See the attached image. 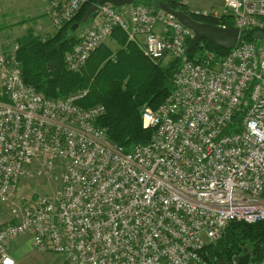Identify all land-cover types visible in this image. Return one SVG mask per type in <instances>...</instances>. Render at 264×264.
Instances as JSON below:
<instances>
[{
  "label": "built area",
  "instance_id": "obj_1",
  "mask_svg": "<svg viewBox=\"0 0 264 264\" xmlns=\"http://www.w3.org/2000/svg\"><path fill=\"white\" fill-rule=\"evenodd\" d=\"M46 1L58 28L87 0ZM196 14L264 31V0H223L221 10ZM115 29L154 63L180 59L171 92L141 112L149 141L127 152L97 122L103 104L77 103L87 89L46 97L24 82L17 46L0 50V202L11 212L0 264H17L9 242L25 232L61 264H207L206 245L230 221H264V38L238 40L219 58L206 49L195 62L186 56L193 31L161 7L103 3L65 67L81 70ZM56 168L51 196L18 193L26 177Z\"/></svg>",
  "mask_w": 264,
  "mask_h": 264
},
{
  "label": "trees",
  "instance_id": "obj_2",
  "mask_svg": "<svg viewBox=\"0 0 264 264\" xmlns=\"http://www.w3.org/2000/svg\"><path fill=\"white\" fill-rule=\"evenodd\" d=\"M97 1L87 0L75 17L45 38H22L17 58L24 82L46 97L64 98L77 90L87 89V94L77 103L82 107L103 104L105 113L97 122L106 128L109 141L127 152L133 145L149 141L153 130L143 127L141 112L146 106L156 109L171 92L173 74L180 59L169 58L165 65L154 63L142 54L135 42L127 41L124 32L115 29L112 35L119 44L116 50L103 43L90 55L85 68L68 70L64 65V54L79 40L77 29L73 31L71 26L79 23V27H82L88 23L89 20L81 23V18L87 7ZM134 2L155 8L161 2H166L171 8L182 10L197 21L233 24L230 15L217 18L203 16L172 0ZM239 38V42L258 41L264 38V31L244 29ZM206 49L213 52L216 58L228 52L202 39L194 48L186 51V56L192 61H200ZM206 249L209 257L205 255ZM247 250L251 263L264 259V221H230L220 238L206 245L203 255L208 260L207 264H234L235 258Z\"/></svg>",
  "mask_w": 264,
  "mask_h": 264
},
{
  "label": "rangeland",
  "instance_id": "obj_3",
  "mask_svg": "<svg viewBox=\"0 0 264 264\" xmlns=\"http://www.w3.org/2000/svg\"><path fill=\"white\" fill-rule=\"evenodd\" d=\"M222 6L223 4L217 8H209L205 10L207 11H212L214 9L221 10ZM120 8L121 10L127 9V5L121 6L119 7V9ZM201 10L203 9H198V11ZM10 20H11L10 18H7L1 15L0 13V50L3 51H8L10 49L15 48L16 46L18 51L20 43L23 40L22 38L24 39H28L32 37L45 38L53 34L57 30V28L51 24L50 18H48L47 20L49 21V24L53 28L52 30L47 28L48 25L45 26L41 25L38 28V24L36 23L31 24V22L33 21L31 19L28 21V23L25 24L23 23L10 24L8 23ZM5 23L8 25H6ZM87 26L88 23H85L82 27H79V29L76 30L77 31L76 33L80 35L79 34L80 31H82ZM116 49L117 48H114L112 50H116ZM168 59L169 58H166L160 63L162 65H165L167 64ZM60 173L61 170H58V168H56L53 175L49 178L26 177L25 179L20 181L17 191L19 194H25L27 198H34L43 193L49 194L51 196L55 191V189L59 187ZM10 218H11L10 207L7 204L0 202V227L5 225L10 220ZM9 252L10 255L17 261V264H61L62 261V256L59 253L48 250L46 251L39 250L32 242L31 236L28 232L22 233L10 240ZM205 255L206 257H209L208 256L209 252L207 249L205 250ZM249 264H264V259H261L258 262H252V263L250 262Z\"/></svg>",
  "mask_w": 264,
  "mask_h": 264
},
{
  "label": "water",
  "instance_id": "obj_4",
  "mask_svg": "<svg viewBox=\"0 0 264 264\" xmlns=\"http://www.w3.org/2000/svg\"><path fill=\"white\" fill-rule=\"evenodd\" d=\"M133 2L134 0H98L96 3L87 7L80 22L85 23L89 17L97 11L98 6L103 3H111L119 7L126 4L129 5ZM159 7L177 18L182 24L193 31V36L187 44V51L194 48L202 39H206L216 47L227 50L233 48L239 40L240 31L234 25L222 27L210 22L197 21L184 11L171 8L166 2H161ZM78 27L79 23H74L71 26V30L74 31L78 29ZM234 261L235 264H249L250 254L246 252L243 255L237 256Z\"/></svg>",
  "mask_w": 264,
  "mask_h": 264
},
{
  "label": "crops",
  "instance_id": "obj_5",
  "mask_svg": "<svg viewBox=\"0 0 264 264\" xmlns=\"http://www.w3.org/2000/svg\"><path fill=\"white\" fill-rule=\"evenodd\" d=\"M172 1L184 5L191 12H196L198 11V9L205 10L209 8H217L223 4V0H172ZM122 6H125V5H122ZM46 8H47L46 0H2L0 1L1 15L11 19L8 23L25 24V23H28V21L31 19L33 20L31 24H34V23L38 24V28L41 25L43 26L48 25L47 28L52 30L53 28L51 27V25L49 24V21L47 20L48 17L46 15ZM116 40L117 39L115 38V36L111 34L109 37L106 38V40L104 41V44L108 48L114 49V48L119 47V44Z\"/></svg>",
  "mask_w": 264,
  "mask_h": 264
}]
</instances>
